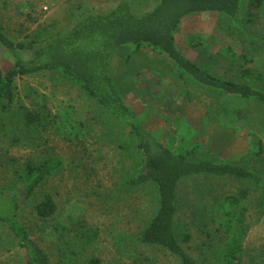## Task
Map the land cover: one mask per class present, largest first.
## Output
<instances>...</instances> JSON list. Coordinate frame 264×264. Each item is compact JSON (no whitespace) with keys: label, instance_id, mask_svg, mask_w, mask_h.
Here are the masks:
<instances>
[{"label":"rangeland","instance_id":"374dc122","mask_svg":"<svg viewBox=\"0 0 264 264\" xmlns=\"http://www.w3.org/2000/svg\"><path fill=\"white\" fill-rule=\"evenodd\" d=\"M120 1L0 0V26L13 41L27 42L34 35L65 31L81 15L107 12ZM130 1L138 13L158 2ZM189 34L201 41L197 48L189 45ZM175 39L186 57L221 78L245 82L241 68L258 73L254 86L264 91V5L251 22L236 23L217 13L188 16ZM241 54L245 61L238 57ZM12 65L13 58L0 45L1 68L7 71ZM111 72L125 102L165 144L189 159L245 166L264 179L261 103L181 76L151 50H117ZM16 85L14 112L0 116V190L24 189L15 171L26 160L46 155L61 159L62 168L18 213L19 222L52 264H93L91 259L98 264H180L166 250L138 240L158 208V191L153 183L128 185L137 161L134 150L123 146L132 142L129 130L58 71L19 77ZM35 95L52 113L53 123L46 129L33 130L23 120L24 109L35 108ZM238 110L246 111L242 118L234 114ZM243 190L248 193L242 198ZM47 193L57 210L41 219L35 206ZM228 196H238L239 204L223 205ZM178 198L175 231L196 261L223 264L230 231L240 226L245 233L240 264H264V192L251 181L192 176L180 182ZM0 264H24L21 249L1 223Z\"/></svg>","mask_w":264,"mask_h":264},{"label":"trees","instance_id":"16d2710c","mask_svg":"<svg viewBox=\"0 0 264 264\" xmlns=\"http://www.w3.org/2000/svg\"><path fill=\"white\" fill-rule=\"evenodd\" d=\"M263 5L264 0H158L150 11L138 13L133 10L130 0H121L107 12L81 15L65 31L47 36L34 35L27 42L13 41L0 26V45L13 58L9 70L3 71L0 66V116H10L14 112L17 78L42 71L60 72L67 81L78 86L88 98L104 108L122 128L129 130L132 142L123 146L127 151L134 150L137 161L128 185L138 188L153 183L157 188L158 208L138 237L139 242L166 250L180 264H201L185 250L175 231L180 182L192 176H228L249 180L264 192V179L245 166L189 159L161 141L158 135L145 128L138 114L125 102L112 76L111 57L124 47L151 50L165 57L181 76H188L224 94L256 100L264 106V91L254 86L260 78L258 73L249 68H241L240 74L245 82L221 78L186 57L175 39L182 20L188 16L217 13L236 23L251 22L258 16ZM187 41L195 48L201 43L194 34H189ZM238 57L246 60L243 54ZM32 94L33 89L30 88L29 95ZM33 100L34 109H24L22 106L26 127L33 130L39 127L46 129L53 123L52 113L41 102L39 95H35ZM245 113L244 110L234 112L241 118ZM62 165L61 159L53 155L30 158L15 171L17 181L23 184L24 189L0 190V223L6 226L21 249L24 264H52L49 254L19 222L18 213ZM247 193L248 190H243L240 195L243 198ZM223 202V205H237L240 199L238 196H228ZM56 210L54 197L49 193L35 206V212L41 219L52 217ZM238 216L242 222V213ZM230 233L223 264H240L245 233L240 226ZM91 261L98 264L96 259Z\"/></svg>","mask_w":264,"mask_h":264}]
</instances>
